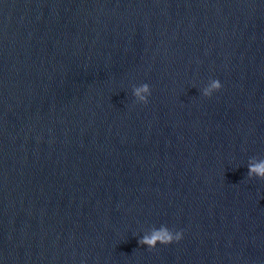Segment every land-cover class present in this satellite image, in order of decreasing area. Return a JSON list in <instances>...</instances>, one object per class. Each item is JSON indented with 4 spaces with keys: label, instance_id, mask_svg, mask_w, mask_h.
<instances>
[{
    "label": "water",
    "instance_id": "1",
    "mask_svg": "<svg viewBox=\"0 0 264 264\" xmlns=\"http://www.w3.org/2000/svg\"><path fill=\"white\" fill-rule=\"evenodd\" d=\"M251 157L264 0H0V264H264Z\"/></svg>",
    "mask_w": 264,
    "mask_h": 264
},
{
    "label": "clouds",
    "instance_id": "2",
    "mask_svg": "<svg viewBox=\"0 0 264 264\" xmlns=\"http://www.w3.org/2000/svg\"><path fill=\"white\" fill-rule=\"evenodd\" d=\"M223 87L219 79H211L208 84L201 90L203 96L211 97L214 92L219 91ZM152 90L148 83H143L139 86L133 85V95L136 103H149V97ZM247 177L259 178L264 180V159L257 157H251L247 165ZM184 230H174L167 225H161L159 228L153 226L150 230L146 231L143 236L140 237L138 243L142 246H147L148 249H154L159 244H172L173 242H179L183 239Z\"/></svg>",
    "mask_w": 264,
    "mask_h": 264
}]
</instances>
